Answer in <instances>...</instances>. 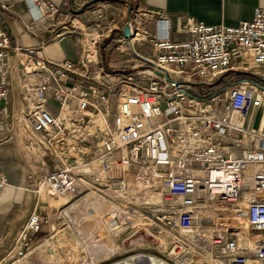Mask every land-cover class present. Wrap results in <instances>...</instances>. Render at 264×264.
Wrapping results in <instances>:
<instances>
[{
	"label": "built area",
	"instance_id": "built-area-1",
	"mask_svg": "<svg viewBox=\"0 0 264 264\" xmlns=\"http://www.w3.org/2000/svg\"><path fill=\"white\" fill-rule=\"evenodd\" d=\"M23 1L32 24L68 14L47 0ZM8 8L0 4V66L11 48L3 25ZM103 10L91 11L96 28L105 21L99 32L70 19L55 36L75 34L78 63L50 61L41 54L44 42L15 48L24 86L34 98L25 147L36 199H74L92 189L103 197L127 198L124 173L132 166L155 177L160 200L152 204L147 225L169 238L170 258L186 256L195 243L219 264H264V131L261 123L248 124L253 109H261V122L264 116V9L236 26L189 22L176 31L178 39L171 38V25L161 15L130 9V20L123 22ZM105 39L117 51L127 42L125 70L105 72L99 60ZM146 41L151 55L135 49ZM6 96L2 79L0 100ZM50 99L58 104L56 115L47 108ZM5 186L0 174V190ZM122 202L128 215L109 213L105 219L125 243L147 225L132 228L135 211ZM44 224L48 219L35 209L14 243L18 259ZM196 230L201 235L192 238Z\"/></svg>",
	"mask_w": 264,
	"mask_h": 264
},
{
	"label": "crops",
	"instance_id": "crops-1",
	"mask_svg": "<svg viewBox=\"0 0 264 264\" xmlns=\"http://www.w3.org/2000/svg\"><path fill=\"white\" fill-rule=\"evenodd\" d=\"M47 1L60 6L68 14L59 13L53 18L45 17L32 24L23 0H0V4L5 3L9 6L8 10L3 12V25L11 47L7 62L0 66V81L5 80L7 89L6 99L0 100V126L2 128L0 139L4 138L0 142V174L7 179V186L0 190V264H19V261L24 258L16 257L13 246L27 218L35 209L36 214L42 219H48V223L52 214L47 198L43 197L38 201L32 190L31 155L25 143L32 136L28 112L34 98L24 86V73L20 57L15 55V48L20 50L38 48L40 43L44 42L45 46L41 54L50 61L78 63L81 57V47L75 34L69 31L62 33L59 38L55 36L60 33L62 26H70V19L75 25L88 32L93 34L99 32L100 27L105 25V21L99 29L92 25L91 11L93 9H106L103 12L109 19L116 16L123 22L130 20L132 16L130 9L161 15L169 21L171 35L172 33L176 35L173 39L182 38V35L177 34L176 31L189 22H200L212 26H236L241 21L251 20L256 9H264V0ZM116 9H121L120 13ZM148 25L153 26V23L148 22L145 28ZM113 42L112 39H105L101 44H104L102 51L106 58L103 62L100 54V63L109 72L123 71L130 58L117 51L116 46L111 44ZM138 44L135 46L136 50ZM149 49L151 51L143 55H151L153 52L151 47ZM50 106L53 107L52 110ZM47 108L54 115L58 112V104L52 99L48 101ZM256 111V109L251 111L248 124L257 127L261 123V130L264 131V116L262 122L260 116L258 124L253 125ZM48 231L49 225L44 224L30 250L40 245V242L49 235ZM109 233L112 235L110 231ZM112 236L117 238L115 235ZM26 264L35 263L29 260Z\"/></svg>",
	"mask_w": 264,
	"mask_h": 264
},
{
	"label": "rangeland",
	"instance_id": "rangeland-1",
	"mask_svg": "<svg viewBox=\"0 0 264 264\" xmlns=\"http://www.w3.org/2000/svg\"><path fill=\"white\" fill-rule=\"evenodd\" d=\"M146 29L153 32L152 25H148ZM175 36L172 33L171 38ZM111 44L116 46L114 42ZM103 46L104 44L101 45L100 54L104 62L106 55L102 51ZM126 46L127 42H124L123 48L119 52L122 53ZM149 46L146 41L138 44L137 50L141 54H147L151 51ZM262 71L264 72V70ZM105 72L109 71L105 69ZM260 85L264 88V83ZM50 108L52 110L53 107L50 106ZM260 116L261 109H257L253 121L254 126L258 124ZM146 166L144 165V168ZM131 167L128 166L127 169L131 172L143 173L138 169H131ZM115 174L114 176L118 177L119 171L115 170ZM148 174L151 175L150 172ZM126 176L133 191L127 198L103 197L95 189L82 197L67 201L47 198L52 209L49 223L46 224L49 225V235L40 242L39 246L30 250L19 261V264H26L29 260L35 264H121L131 263L132 259L136 257H150L164 264H210L208 259L199 252H189L186 256H177L173 260L169 256V245L166 248L159 247L160 235L157 228L147 225L152 204L160 196L156 184L154 189L157 193L144 187L145 180H137L130 173H126ZM102 198L108 200L110 204L105 203ZM122 201L130 203L135 211L136 217H132L130 223L132 228L140 224L147 225L141 228V233L132 236L130 241L125 243H122L118 238H113L108 231V222L105 219L109 213L120 215L121 212H126L120 208L124 205ZM63 211L65 212L63 213Z\"/></svg>",
	"mask_w": 264,
	"mask_h": 264
},
{
	"label": "bare ground",
	"instance_id": "bare-ground-1",
	"mask_svg": "<svg viewBox=\"0 0 264 264\" xmlns=\"http://www.w3.org/2000/svg\"><path fill=\"white\" fill-rule=\"evenodd\" d=\"M142 34L141 33H138L137 36H141ZM136 36V38H137ZM126 173H130L133 175V177H135L137 180L139 179L140 181H143L145 180V188L148 189V190H151L153 192H156L155 189H154V186H155V177L153 175H149L148 173H135V172H131L129 171L128 169L125 170V178L128 180L129 182V179L127 178L126 176ZM136 180V181H137ZM138 182V181H137ZM139 183V182H138ZM129 186H130V182H129ZM129 192L130 194L133 192L131 190V186L129 187ZM157 193V192H156ZM61 199H64V200H70L68 199L67 197H64V198H61ZM102 200L105 202V203H109L110 202L108 200H106L105 198H102ZM160 200V196L159 198L157 199V201H155L154 203H157L158 201ZM66 204V202H65ZM158 230V229H157ZM159 235H160V239H159V247L160 248H166L167 245H169V238L164 234L162 233L161 231H159ZM201 235V232L196 230L194 231V233L192 234V238H196L197 236H200ZM139 240V239H137ZM194 240V239H193ZM189 252H199L201 253L202 255H204L210 264H219L218 261L210 258L207 253H206V250L204 247H202L201 245L199 244H195V243H192L191 247H190V250ZM133 261L130 263V262H125V263H121V264H164V263H160V262H157L155 259L153 258H150V257H136V258H133L132 259Z\"/></svg>",
	"mask_w": 264,
	"mask_h": 264
},
{
	"label": "water",
	"instance_id": "water-1",
	"mask_svg": "<svg viewBox=\"0 0 264 264\" xmlns=\"http://www.w3.org/2000/svg\"><path fill=\"white\" fill-rule=\"evenodd\" d=\"M129 34H130V30H129V27L127 26L124 28V35L129 36Z\"/></svg>",
	"mask_w": 264,
	"mask_h": 264
}]
</instances>
